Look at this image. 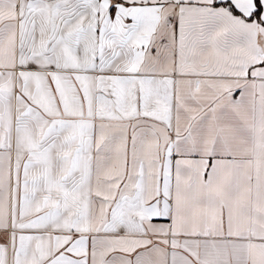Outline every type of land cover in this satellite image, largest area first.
Segmentation results:
<instances>
[{
  "label": "snow or ice",
  "instance_id": "obj_1",
  "mask_svg": "<svg viewBox=\"0 0 264 264\" xmlns=\"http://www.w3.org/2000/svg\"><path fill=\"white\" fill-rule=\"evenodd\" d=\"M0 264H264V0H0Z\"/></svg>",
  "mask_w": 264,
  "mask_h": 264
}]
</instances>
